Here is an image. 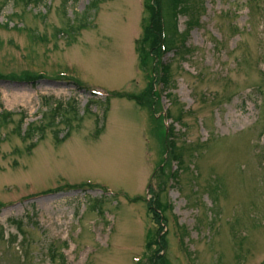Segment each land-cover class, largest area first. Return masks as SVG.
Here are the masks:
<instances>
[{"label":"rangeland","instance_id":"374dc122","mask_svg":"<svg viewBox=\"0 0 264 264\" xmlns=\"http://www.w3.org/2000/svg\"><path fill=\"white\" fill-rule=\"evenodd\" d=\"M163 1L0 0V264H264V0Z\"/></svg>","mask_w":264,"mask_h":264},{"label":"trees","instance_id":"16d2710c","mask_svg":"<svg viewBox=\"0 0 264 264\" xmlns=\"http://www.w3.org/2000/svg\"><path fill=\"white\" fill-rule=\"evenodd\" d=\"M158 2H160L161 3V6H162V3L164 2L163 0H158ZM157 3V2H156ZM158 4L159 3H157V7H158V12H157V14H158V18H159V22H158V33L156 32V30L154 29V27H148L147 28V30H150V32L151 33H155V34H157V36H158V34H159V36H158V39L156 40V42L158 43V45H159V47H160V51L163 49V50H166V48L169 46V47H171V46H173V45H175V43H176V39H177V37H176V34H175V32H176V30H177V28H176V25H174V22H173V18H172V12H173V5L175 4V5H178V6H184L185 4H186V1L185 0H167V4L169 5V6H172V8L171 9H168L167 10V14H169V16H168V18H166V16H165V12H164V9H160V7L158 6ZM168 5H167V8H168ZM91 6L92 7H95V1L91 4ZM166 19H168V22L169 23H167L168 24V27H170L171 28V30H172V33H171V31H170V28H169V33H168V29H167V24H166ZM89 25H88V23L87 22H84V23H82L81 24V28L80 29H83V28H86V27H88ZM74 26H72V25H70L69 26V28L67 29V32L68 33H70V32H73L74 31ZM175 30V31H174ZM65 32V31H64ZM188 32L190 33V30H188ZM187 32V33H188ZM178 33V32H177ZM148 39L149 38H146V40H145V43H144V45L146 44L147 45V41H148ZM185 43V41H183V43L182 44H184ZM142 55H143V57L145 56V51H142ZM141 56V55H140ZM148 58V57H147ZM166 66V65H165ZM165 66H162L165 70H164V74L162 75L164 78L166 77V75H167V69H166V67ZM160 68H161V65H160ZM165 83L167 82V79L165 78ZM155 94H157V92L155 93ZM140 100H142V98H140ZM139 99H138V101L139 102H141ZM39 130H42V129H40V128H38V129H36V128H34L33 126H31V124L29 125V128H28V130H27V133H28V135L29 136H31L32 134H34L36 131H39ZM170 130L171 131H174L171 127H170ZM169 130V131H170ZM27 135V136H28Z\"/></svg>","mask_w":264,"mask_h":264}]
</instances>
